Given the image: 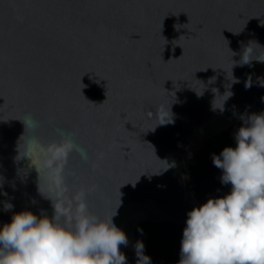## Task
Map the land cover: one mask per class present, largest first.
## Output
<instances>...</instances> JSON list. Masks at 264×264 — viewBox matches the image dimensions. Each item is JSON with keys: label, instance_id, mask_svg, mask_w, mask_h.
Masks as SVG:
<instances>
[{"label": "water", "instance_id": "water-1", "mask_svg": "<svg viewBox=\"0 0 264 264\" xmlns=\"http://www.w3.org/2000/svg\"><path fill=\"white\" fill-rule=\"evenodd\" d=\"M262 83L264 0H0V223L85 204L135 264L137 227L186 225L193 155L264 111Z\"/></svg>", "mask_w": 264, "mask_h": 264}, {"label": "clouds", "instance_id": "clouds-1", "mask_svg": "<svg viewBox=\"0 0 264 264\" xmlns=\"http://www.w3.org/2000/svg\"><path fill=\"white\" fill-rule=\"evenodd\" d=\"M240 119L235 146L212 155L229 190L187 212L176 264H264V111ZM23 123L36 127L30 116ZM68 147H73L70 138ZM77 150L87 159L83 148ZM61 215L31 208L13 212L0 223V264H126L121 245L127 246L128 237L113 216H92L85 204L77 209L74 225L61 222ZM135 249L138 264H152L142 241Z\"/></svg>", "mask_w": 264, "mask_h": 264}, {"label": "trees", "instance_id": "trees-1", "mask_svg": "<svg viewBox=\"0 0 264 264\" xmlns=\"http://www.w3.org/2000/svg\"><path fill=\"white\" fill-rule=\"evenodd\" d=\"M243 122L232 125L227 131L210 138L202 151L193 155L190 161V189L203 204L209 197L221 196L229 186L220 181L221 170L212 163V155L218 154L225 146H235L234 133ZM184 225L169 221H145L136 229V242L142 241L144 252L152 264H176L180 259V241ZM138 264L137 253L134 255Z\"/></svg>", "mask_w": 264, "mask_h": 264}, {"label": "bare ground", "instance_id": "bare-ground-1", "mask_svg": "<svg viewBox=\"0 0 264 264\" xmlns=\"http://www.w3.org/2000/svg\"><path fill=\"white\" fill-rule=\"evenodd\" d=\"M185 199L188 200L190 203H194L195 205H199L197 203V200L195 199V197L190 193V192H185Z\"/></svg>", "mask_w": 264, "mask_h": 264}]
</instances>
